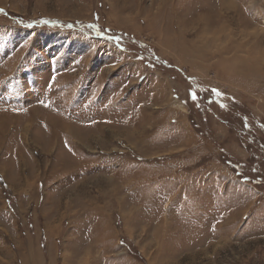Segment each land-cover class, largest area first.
I'll use <instances>...</instances> for the list:
<instances>
[{"label":"rangeland","instance_id":"1","mask_svg":"<svg viewBox=\"0 0 264 264\" xmlns=\"http://www.w3.org/2000/svg\"><path fill=\"white\" fill-rule=\"evenodd\" d=\"M251 114L264 0H0V264H264Z\"/></svg>","mask_w":264,"mask_h":264},{"label":"trees","instance_id":"2","mask_svg":"<svg viewBox=\"0 0 264 264\" xmlns=\"http://www.w3.org/2000/svg\"><path fill=\"white\" fill-rule=\"evenodd\" d=\"M245 115L248 114H243V116ZM251 115L252 116L246 117L249 119L250 123H248L247 120V123H245L249 130L242 129L240 125L244 123L242 116L239 117L238 121L235 119L233 122V125L237 126L239 136L241 134L245 139V150L249 157L244 163H232V161H230L227 162V164L233 169L234 173L240 180L253 184L259 189L262 187L261 183H263V181L260 183L263 176L259 174L262 173L264 165V125H261V123L258 122L259 120H257L253 114ZM255 122H258L257 125H254ZM252 124L253 126H257V128L251 130L250 127Z\"/></svg>","mask_w":264,"mask_h":264},{"label":"snow or ice","instance_id":"3","mask_svg":"<svg viewBox=\"0 0 264 264\" xmlns=\"http://www.w3.org/2000/svg\"><path fill=\"white\" fill-rule=\"evenodd\" d=\"M217 94H219V93L217 92ZM193 99H195V97H193Z\"/></svg>","mask_w":264,"mask_h":264}]
</instances>
